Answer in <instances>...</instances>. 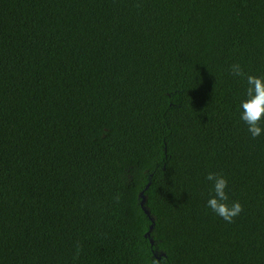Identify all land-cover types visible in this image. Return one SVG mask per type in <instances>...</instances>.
<instances>
[{
    "label": "trees",
    "instance_id": "16d2710c",
    "mask_svg": "<svg viewBox=\"0 0 264 264\" xmlns=\"http://www.w3.org/2000/svg\"><path fill=\"white\" fill-rule=\"evenodd\" d=\"M233 63L264 74V0H0V264H264Z\"/></svg>",
    "mask_w": 264,
    "mask_h": 264
},
{
    "label": "clouds",
    "instance_id": "9594fccd",
    "mask_svg": "<svg viewBox=\"0 0 264 264\" xmlns=\"http://www.w3.org/2000/svg\"><path fill=\"white\" fill-rule=\"evenodd\" d=\"M229 71L234 78L242 79L245 85L237 108L239 121L250 138L264 136V74H247L240 63L231 64ZM203 182L206 186L205 208L225 223H233L242 213L243 206L233 198L228 177L221 171L208 170ZM81 250V245L77 243L74 258L79 257ZM153 264H157L155 258Z\"/></svg>",
    "mask_w": 264,
    "mask_h": 264
},
{
    "label": "water",
    "instance_id": "95a60500",
    "mask_svg": "<svg viewBox=\"0 0 264 264\" xmlns=\"http://www.w3.org/2000/svg\"><path fill=\"white\" fill-rule=\"evenodd\" d=\"M142 205H143V203L145 202V198H144V196H142Z\"/></svg>",
    "mask_w": 264,
    "mask_h": 264
}]
</instances>
